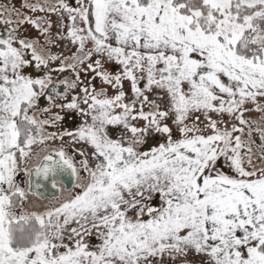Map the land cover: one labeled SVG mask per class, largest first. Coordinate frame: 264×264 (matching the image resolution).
<instances>
[{"label":"snow or ice","instance_id":"obj_1","mask_svg":"<svg viewBox=\"0 0 264 264\" xmlns=\"http://www.w3.org/2000/svg\"><path fill=\"white\" fill-rule=\"evenodd\" d=\"M0 25V264H264V0H8Z\"/></svg>","mask_w":264,"mask_h":264},{"label":"rangeland","instance_id":"obj_2","mask_svg":"<svg viewBox=\"0 0 264 264\" xmlns=\"http://www.w3.org/2000/svg\"><path fill=\"white\" fill-rule=\"evenodd\" d=\"M7 2H8V0H0V4H5ZM13 2L16 4L17 7H19L20 4L23 3V0H15V1L13 0ZM53 19H55V17H53ZM0 26H3V25H0ZM32 35H33V37L35 36V32L34 31H33ZM62 49H63V44H61V49H53V50L54 51H60ZM65 75H67V73ZM97 85H99V81H97ZM68 116L69 117H67L66 119H69L72 116V117H74L76 119V121L73 124L68 125L67 127H74L80 122L79 118L77 116H75L74 114H70ZM112 132H113V135H116V134H118L119 129H112ZM94 239L95 238H93V240Z\"/></svg>","mask_w":264,"mask_h":264},{"label":"flooded vegetation","instance_id":"obj_3","mask_svg":"<svg viewBox=\"0 0 264 264\" xmlns=\"http://www.w3.org/2000/svg\"><path fill=\"white\" fill-rule=\"evenodd\" d=\"M3 27L4 26H0V32H3ZM34 73H35V71H34ZM36 74V73H35ZM69 117V116H68ZM74 119V121L73 122H71V119ZM69 119H66L65 120V126H68V125H70V124H73L75 121H76V119L74 118V117H70Z\"/></svg>","mask_w":264,"mask_h":264},{"label":"water","instance_id":"obj_4","mask_svg":"<svg viewBox=\"0 0 264 264\" xmlns=\"http://www.w3.org/2000/svg\"><path fill=\"white\" fill-rule=\"evenodd\" d=\"M30 74H35L34 73V66H33V69L30 71ZM74 121V119H71V122H73Z\"/></svg>","mask_w":264,"mask_h":264},{"label":"trees","instance_id":"obj_5","mask_svg":"<svg viewBox=\"0 0 264 264\" xmlns=\"http://www.w3.org/2000/svg\"><path fill=\"white\" fill-rule=\"evenodd\" d=\"M15 1V0H14Z\"/></svg>","mask_w":264,"mask_h":264}]
</instances>
